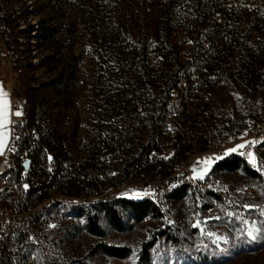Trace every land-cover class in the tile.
Returning a JSON list of instances; mask_svg holds the SVG:
<instances>
[{"label":"trees","instance_id":"16d2710c","mask_svg":"<svg viewBox=\"0 0 264 264\" xmlns=\"http://www.w3.org/2000/svg\"><path fill=\"white\" fill-rule=\"evenodd\" d=\"M70 1L81 13L87 14L92 23L96 40L94 50L109 55V61L122 73L119 83L110 88L108 98L116 102L114 108L126 109L127 113L121 123L111 121L106 131L97 134L99 144L113 154L112 160L122 158L121 174L127 176L139 167L153 175H168L172 164H167L162 153L172 147L173 154L188 150L191 137L186 135L187 128L195 127L193 132H198L196 123L213 113L211 92L217 82L234 83L242 92L240 102L248 109L255 106L256 91L264 81V0ZM44 29L58 36L61 30L49 26ZM178 33L182 37L177 40ZM70 63L67 60L51 80L62 92H68L71 87L68 86L73 73ZM179 81L186 84L185 98L193 95L199 101L191 113L192 123L183 120L169 127L166 125L172 110L169 100ZM158 82L160 89L154 87ZM188 105V102L182 103L179 115L186 113ZM159 133L164 140L157 144ZM197 134L198 138L205 135ZM62 136L51 131L42 134L34 152L44 151L48 145V151L59 149L63 153L65 149L58 142ZM206 138L203 136L201 140ZM97 151V147L94 148V152ZM57 156L54 163L45 162L41 170L48 174L47 168L52 165L55 176L65 169ZM34 159L38 160L36 156ZM96 164L94 160L92 165L97 168ZM224 168H241L251 177L262 178V174L239 153L225 155L214 164L216 170ZM178 191L175 195L179 197L182 188ZM79 209L83 228L101 238L106 236L108 226L126 232L144 216L157 218L160 215L152 201L128 197L110 196ZM227 220L232 227L240 223L235 219ZM170 228L142 242L137 254L139 264H150L151 251L159 237L178 244V236ZM100 252L109 257L127 258L132 247L99 240L91 253ZM197 254L198 264L215 263L210 262L206 252L198 250Z\"/></svg>","mask_w":264,"mask_h":264},{"label":"rangeland","instance_id":"374dc122","mask_svg":"<svg viewBox=\"0 0 264 264\" xmlns=\"http://www.w3.org/2000/svg\"><path fill=\"white\" fill-rule=\"evenodd\" d=\"M34 3L36 5L33 19L39 23L34 35L37 37V48L34 53L30 51L29 54L32 59H37L35 63L32 60L22 74L26 97L25 109L32 116L27 139L29 141L36 140L35 146H37L38 141L42 139L40 136L51 131V133L63 135V139L58 142L63 145L65 150L63 153H60L59 149L48 151V145H46L44 151H33L38 161L32 168V172L23 176H17L14 172L11 174L14 191L18 194L14 197V192L2 193L0 200L15 204L19 196L26 198L30 189L37 188L40 183L51 179L54 175V171H50L52 165L47 168L48 174L41 169L46 162V154H48L46 163H54L56 155H58V162H62L61 166L66 170L62 169L55 177L58 178L61 175L79 176L91 185H95L94 187L98 188V193L94 191L92 196H89L91 199L88 204L87 200L83 199H68L52 204L48 212L47 227V238L51 242L54 258L50 264H139L138 255L133 253L127 258L109 257L101 252L91 253V248L99 240L117 246L132 247L134 228L123 232L108 226L106 236L92 240L87 247L86 254L81 257L74 256L63 248L62 244L65 238L74 235L79 229H83L84 223L79 212L80 207L91 206L94 202L110 196L113 198L116 196L125 197L120 195L126 194L131 189L133 191H148L157 185L156 180L162 176L153 175L139 167L132 170L127 176L121 174L122 158L112 160L113 154L108 152L107 147L99 144L100 139L97 134L106 131L107 124L111 121L121 123L127 110L114 108L113 104L116 102L111 97L108 98L110 88L119 83L122 73L114 66L115 63L109 61V55L104 51H101L103 53L101 54L94 50L95 31L91 27L92 23H90L87 14L81 13L70 0H34ZM123 13L124 11H122ZM45 26L60 27L59 36L49 34L44 29ZM102 37L99 34V39L102 40ZM150 37L149 33L148 38ZM181 37V33L176 35L177 40ZM67 60L73 67L72 78L68 85L71 87L68 92H62L51 80ZM5 81L0 82V88H2V92H0V120L5 115L2 98L8 94V84ZM158 84L160 83L154 85L156 89H160ZM152 88L153 86L150 89ZM185 91L184 81H179L178 86L172 91L169 100L172 110L168 114L166 122L169 127H174L175 123L183 120L187 124L193 122L191 113L194 112V106L198 104L199 100H196L193 95L186 99ZM241 93L240 89L232 82L225 80L217 82V86L211 92L213 113L196 123L199 126L197 131L203 134L209 132L216 134L229 118H236L245 113L260 116L264 111V81L256 91L255 98L257 100L253 109H248L245 104L240 102ZM8 101L10 103V98ZM184 102L189 104L186 113L179 115L178 110ZM184 127L188 126L184 125ZM194 129L195 127L187 128L186 135L191 137V145L185 153L173 154L175 151L173 147L167 148L165 153H162L165 154L163 158L167 160V164L183 160L194 145L199 147L206 145V139L201 140L205 135L198 138V132L194 133ZM238 138L230 136L226 141L233 145ZM162 140L164 138L159 133L156 143L159 144ZM172 142L173 139H170L169 143ZM262 146L264 147V144L260 145L257 151H261ZM96 147L97 153L94 152ZM242 149L239 148L234 152L229 151L226 155L241 154ZM94 160L97 161V168L92 165ZM38 162L41 165H38ZM235 169L246 173L241 168ZM52 179L50 181H53ZM152 179H155V182L150 183L149 180ZM252 179L259 184L262 191L261 200L264 202V176L262 175V178L252 177ZM69 189L77 195L81 193L79 186L73 185ZM186 190L182 188L181 193H188ZM178 192L177 194L180 193ZM86 195L88 196V194ZM59 209L62 212L57 213ZM142 225L146 226L147 223ZM170 229L174 234H177L178 244L166 242L158 236L159 239L151 251L150 264H198L196 261L199 257L198 250L206 252L210 262L215 261L213 264H264V219L261 217H258L253 226L240 222L238 226L232 227L228 223L226 235L208 246L199 243L191 246L190 236L182 225L176 224Z\"/></svg>","mask_w":264,"mask_h":264},{"label":"built area","instance_id":"2783aa9c","mask_svg":"<svg viewBox=\"0 0 264 264\" xmlns=\"http://www.w3.org/2000/svg\"><path fill=\"white\" fill-rule=\"evenodd\" d=\"M35 5L34 0H0V70L4 71L3 78L10 85L13 111L9 144L0 153V194L14 192V197L18 193L11 182L12 172L23 176L32 172L38 161L33 152L36 140L27 139L32 116L25 109L22 77L27 65L37 59H32L29 54L37 48L34 35L39 23L33 19ZM17 112L21 114L16 115ZM205 136L206 145H194L183 160L172 163L169 174L161 175L152 189H131L120 195L136 200L148 199L160 211L159 217L146 215L134 226L133 254H138L145 239L176 224L182 225L189 234L191 246L195 243L208 246L226 235L227 219L248 226H253L258 217L264 219L262 191L256 180L240 169H214V164L230 149L245 142L241 156L264 176V147L257 151L264 141V111L260 116L245 113L229 118L216 134L209 132ZM230 136L239 137L233 145L226 141ZM28 159L30 165L25 167ZM52 178L53 181L48 179L30 189L26 198L19 196L15 204L0 200V264H50L54 258L47 227L52 204L68 199H83L88 204L89 196L94 191L98 193L95 185L79 176ZM149 181L153 183L155 179ZM73 185L79 186L84 195L73 193L69 189ZM180 188L187 189L188 193L176 196ZM60 212L59 209L57 213ZM123 214L129 219L126 211ZM144 223L147 225L143 226ZM95 239L100 237L83 228L65 238L62 245L66 252L81 257Z\"/></svg>","mask_w":264,"mask_h":264},{"label":"crops","instance_id":"0c3cea01","mask_svg":"<svg viewBox=\"0 0 264 264\" xmlns=\"http://www.w3.org/2000/svg\"><path fill=\"white\" fill-rule=\"evenodd\" d=\"M4 71L0 70V82L3 80H6L3 78ZM8 84V94L7 96L5 95V98H2L4 101V104L2 108H4L5 115L2 116V120H0V153H2L8 146L10 136H11V129H10V124H11V116H12V102H11V94H10V85L8 81L6 80ZM1 97V96H0ZM9 98H10V103H9Z\"/></svg>","mask_w":264,"mask_h":264},{"label":"snow or ice","instance_id":"6c2138e0","mask_svg":"<svg viewBox=\"0 0 264 264\" xmlns=\"http://www.w3.org/2000/svg\"><path fill=\"white\" fill-rule=\"evenodd\" d=\"M0 92H2V88H0ZM20 114H21L20 112H17V113H16V115H20ZM261 144H264V141H261ZM244 147H245L244 144L237 145L236 148L230 149L229 151H230V152H234V151H236L237 149H239V148H244ZM49 159H51V157H49ZM249 235H252V234L249 233ZM253 238H255V237H253Z\"/></svg>","mask_w":264,"mask_h":264},{"label":"water","instance_id":"95a60500","mask_svg":"<svg viewBox=\"0 0 264 264\" xmlns=\"http://www.w3.org/2000/svg\"><path fill=\"white\" fill-rule=\"evenodd\" d=\"M30 165V159H28L26 162H25V167H29Z\"/></svg>","mask_w":264,"mask_h":264}]
</instances>
